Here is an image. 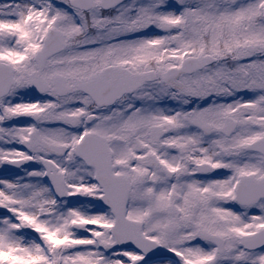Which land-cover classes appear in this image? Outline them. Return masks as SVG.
Returning <instances> with one entry per match:
<instances>
[{
    "label": "snow or ice",
    "instance_id": "obj_1",
    "mask_svg": "<svg viewBox=\"0 0 264 264\" xmlns=\"http://www.w3.org/2000/svg\"><path fill=\"white\" fill-rule=\"evenodd\" d=\"M0 264H264V0H0Z\"/></svg>",
    "mask_w": 264,
    "mask_h": 264
}]
</instances>
